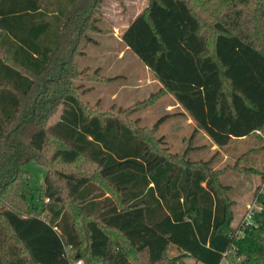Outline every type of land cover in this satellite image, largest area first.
<instances>
[{
  "label": "trees",
  "instance_id": "1",
  "mask_svg": "<svg viewBox=\"0 0 264 264\" xmlns=\"http://www.w3.org/2000/svg\"><path fill=\"white\" fill-rule=\"evenodd\" d=\"M101 4L0 0V264H264V193L254 224L234 227L231 186L220 179L240 169L264 180V167L244 162L264 149V0H150L121 40L161 87L115 115L99 114L100 98L93 111L88 88L76 82L84 71L110 78L101 66L78 70L101 30ZM163 94L224 151L250 137L261 147L220 169L212 159L192 160L189 150L173 153L162 138L154 149L119 114ZM51 139L58 147L45 161ZM79 159L94 164L118 198L92 176L52 169L54 161L69 167ZM31 161L47 168L40 208L30 200ZM172 247L178 254L169 256Z\"/></svg>",
  "mask_w": 264,
  "mask_h": 264
},
{
  "label": "rangeland",
  "instance_id": "2",
  "mask_svg": "<svg viewBox=\"0 0 264 264\" xmlns=\"http://www.w3.org/2000/svg\"><path fill=\"white\" fill-rule=\"evenodd\" d=\"M149 2L150 0H102V15L98 23L101 30L91 34L96 43H91L86 54L80 57L78 70H82L86 68V66L92 67L91 69L101 66L106 77L110 78L109 80L100 79L96 81L94 77L88 78L84 75L86 74L84 71L82 75L83 78L80 77V79H78L84 80L76 81L82 85V88H88L89 92L87 97L90 100L88 104L95 107L94 103L99 98L102 100L100 104L103 106L101 105L99 108L103 112L99 114L115 115L117 107L130 108L131 105L136 106L141 101L145 102L152 93L158 91L160 88L153 80V72L146 69L140 58L135 56L131 50L126 53L121 40L122 34L129 27L132 20L144 12ZM202 15L204 19L207 17L205 19L207 24L211 23V18L209 16L205 13ZM206 27L209 29L208 26ZM117 75L121 77L114 78ZM170 95L171 94H163L162 97L154 101L153 104L133 111L130 116L125 114H119V116L129 122L133 121L132 126H135L136 130H138L145 139H149L154 149L160 147L159 143L157 144V140L162 138L173 153L182 154L186 150H189V155L194 161H208L212 159V167L214 169L224 168L227 162H235L230 158L224 160L222 154L216 155L211 142L202 132L193 129L192 125L187 123L185 117L181 116L179 110L167 107L172 101ZM113 103L116 104L115 108H111ZM97 109L98 108L93 111L96 112ZM113 109L114 111H111ZM61 110L62 106H60L58 111L49 119L50 125L58 120ZM162 116L165 117V119L163 123H160L159 121ZM157 124V129L155 128V130H152ZM258 138L259 137H250L246 140L233 142L228 147L234 148L236 144L235 147L236 150H238V155H236V157H238L250 149L261 147L260 144L262 143V139L260 140ZM56 147H58L56 141L51 139L46 150L41 155V158L45 161H49L52 155L51 153H53ZM244 162L248 166L260 167L262 169L264 167V149L252 152L246 157ZM54 168L67 171L71 170L76 172L77 175L92 176L104 191L111 196H118L109 189V186H107L105 182L98 178V168L86 159H79L69 167L57 160L52 164V169ZM25 169L29 172V183L32 188V197L30 200L35 206L40 208L45 201L41 197L45 185L44 178L47 175V168L39 163L37 164L35 161H31L25 165ZM260 178L259 175L257 176L251 172H242L240 169H234L232 172L221 175L220 179L222 183L231 186L229 194L235 201L233 202L234 219L232 221L234 227L238 226L247 210V206L254 201L257 194L254 190ZM84 223L85 220L83 218L78 220L80 229L83 227ZM82 235H84V230L82 231ZM176 254H178V251L172 247L169 251V256H174ZM135 258H138V260H145L142 255ZM82 259L85 261L84 258ZM85 262L88 264L87 261ZM185 264H194V259L186 258ZM223 264H227V261L224 260Z\"/></svg>",
  "mask_w": 264,
  "mask_h": 264
},
{
  "label": "crops",
  "instance_id": "3",
  "mask_svg": "<svg viewBox=\"0 0 264 264\" xmlns=\"http://www.w3.org/2000/svg\"><path fill=\"white\" fill-rule=\"evenodd\" d=\"M146 69H148L147 67H146ZM118 76H120V75H118ZM121 77V76H120ZM153 80L157 83V85L159 86V87H161L160 86V84H159V82L154 78V76H153ZM121 87V86H120ZM123 87V86H122ZM116 95V94H115ZM114 95V96H115ZM170 98H171V103L167 106V107H169V108H175V110H179V112H181L182 110H183V108L179 105V103L173 98V96L172 95H170ZM182 116V115H181ZM183 116H185V119H186V121H187V123H189V125H192V128L193 129H196V127H197V125H196V123L192 120V118L191 117H189L187 114H183ZM199 132H202V134H204V136L205 137H207L208 138V140L210 141V142H212L211 141V139L209 138V136L205 133V132H203L202 130H199ZM261 134V133H260ZM245 138H242L241 140H244ZM236 141V140H235ZM212 144V143H211ZM236 145V144H235ZM235 145H234V148H230L229 149V151H224L223 149H221V148H219V147H217V145H215L214 143L212 144V147H214V150H215V152L216 151H218L219 150V152H220V154H222L223 156H224V160H227L228 158H230L231 160H236L237 159V157H236V155H238V150H236V147H235ZM239 157V156H238ZM256 168V167H255ZM250 172V171H249ZM248 172V173H249ZM251 173H254V174H256L257 176L259 175V174H257L256 172H252L251 171ZM260 176V175H259ZM261 181H262V177L260 178V181H259V183H258V185H257V187H256V189L254 190V192L257 190V188L259 187V185H260V183H261ZM248 184H249V181H248ZM243 218V217H242ZM240 222H241V220H240ZM201 262H196L195 260H194V264H200Z\"/></svg>",
  "mask_w": 264,
  "mask_h": 264
},
{
  "label": "built area",
  "instance_id": "4",
  "mask_svg": "<svg viewBox=\"0 0 264 264\" xmlns=\"http://www.w3.org/2000/svg\"><path fill=\"white\" fill-rule=\"evenodd\" d=\"M256 196L254 198V201L247 206V210L244 213L243 218L241 219V227L253 225L254 224V216L259 211L263 210V205L261 200L259 199V196L264 193V180L261 181L259 187L256 190ZM49 200V199H47ZM72 264H86L85 261H83L81 258L76 259Z\"/></svg>",
  "mask_w": 264,
  "mask_h": 264
}]
</instances>
